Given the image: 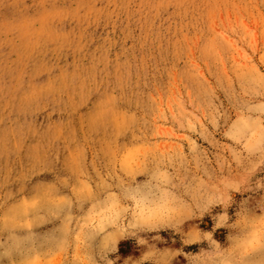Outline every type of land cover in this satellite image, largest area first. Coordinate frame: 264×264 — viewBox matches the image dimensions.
<instances>
[{"label":"rangeland","instance_id":"obj_1","mask_svg":"<svg viewBox=\"0 0 264 264\" xmlns=\"http://www.w3.org/2000/svg\"><path fill=\"white\" fill-rule=\"evenodd\" d=\"M0 264H264V0H0Z\"/></svg>","mask_w":264,"mask_h":264}]
</instances>
